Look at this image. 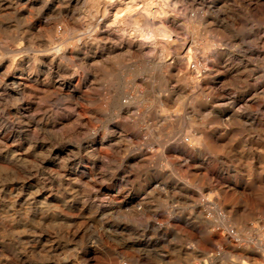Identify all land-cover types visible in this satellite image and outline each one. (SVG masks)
Segmentation results:
<instances>
[{
	"label": "rangeland",
	"instance_id": "obj_1",
	"mask_svg": "<svg viewBox=\"0 0 264 264\" xmlns=\"http://www.w3.org/2000/svg\"><path fill=\"white\" fill-rule=\"evenodd\" d=\"M92 1L0 0V264H264V94L255 93L264 87V20L242 0L215 1L229 17L248 20L230 49L251 51L250 68L226 84L239 91L240 106L258 98L249 106L262 127L242 118L238 133L223 130L213 107L227 95L216 87L198 94L199 114L147 130L114 100L121 91L136 97L124 85L133 66L152 74L146 61L107 44L95 49L93 38L81 47L68 41L60 57L49 52L73 27L84 29ZM186 31L179 37L188 47L213 40ZM109 98L110 111L96 120V103ZM161 110L157 101L148 114ZM137 121L147 130L141 139L126 126ZM193 130L214 136L193 140V151L176 149ZM144 152L145 163L136 154Z\"/></svg>",
	"mask_w": 264,
	"mask_h": 264
},
{
	"label": "bare ground",
	"instance_id": "obj_2",
	"mask_svg": "<svg viewBox=\"0 0 264 264\" xmlns=\"http://www.w3.org/2000/svg\"><path fill=\"white\" fill-rule=\"evenodd\" d=\"M215 1L218 0H93L91 3V9L95 12V15L90 21L88 20L89 23L84 29L80 30L79 28L73 27L69 37H60L58 43L55 41L49 46V52L52 51L51 55L54 54V57H60L62 56L61 53L66 51L65 44L68 41L71 40L76 42L78 47H81L85 40L93 38L96 42L95 49L100 50L103 45L107 44L110 48H114L113 50H115V48L119 49L120 53L128 59L146 61L148 63L147 67L152 71V74L143 75L147 71L133 66L131 69L134 77L130 81H126L124 85L125 88H133L134 91H136V97L134 96L133 98L129 93L121 91L118 98L116 97L117 99L114 100H116V104L126 110V112H135L137 114L135 117H137L139 121H142V123L144 122V124H146L147 130L153 125L163 126L170 121L185 118L187 115L199 114L204 109L205 102H202L198 94L211 92L216 87L223 94L225 93L227 95L226 99L221 98L214 101L216 102V105L213 107L214 110H216L215 112L219 115V118L224 122L223 130L226 132L238 130V133L240 131L239 125L242 121H240V119L242 118L243 122L244 118L246 120L243 123L245 125L250 122H256L258 126L262 127L263 125L260 123L261 119H259V115H253L252 108L249 106V102L251 100L254 101L257 97L247 99L249 98L246 97L247 94L245 96L244 105L240 106L237 97L239 91L234 89L228 90L226 84L229 80L236 82L238 78L241 77V68H250L251 56L249 55L252 53L251 51L249 52L248 49H245V51L240 52L243 53L242 56H236L230 49L236 44L235 36L238 35L237 31L240 32L241 30H245L244 28H246L245 26L246 23H248V20L235 16V14H231V17H229V13H227L226 10L221 11V8H216L217 3ZM242 1L247 6L249 12L256 11V13L261 16L260 20H264V5H259L261 0H258L259 6L254 5L253 0ZM122 13L124 16L126 14L125 18L123 17L124 20L126 19L124 21L125 23L120 22L122 18H119V21L117 20L118 14ZM185 29H188L192 35H200L204 32L211 35L213 40L201 47L199 42L194 39L188 47L179 37L180 32ZM259 33H261V31ZM55 39H57V37ZM17 52H20V50ZM48 54L49 53H47V55ZM258 57L264 59L263 54H259ZM38 58L40 57L35 56V59ZM198 59H200L203 65H198ZM18 64L17 59H13L11 67L15 68ZM102 70L105 72L107 71L105 68H102ZM243 75L245 76V74ZM155 78L159 79V86L154 85ZM155 80L157 81V79ZM143 86L148 87L150 91L157 93V95H155V101H150L145 98V94L141 92ZM247 88H251V85L247 84ZM260 89L261 92H257L256 90L255 93L264 94V87L259 88V90ZM228 91L229 93H227ZM101 100L102 99H100L96 103V107H94V118L96 120L110 111V108L106 104L109 103V105H111L114 103L110 98L108 101L104 99L105 102ZM157 101L162 105V110L160 112L157 111L158 113H156V116L152 117V115L150 116L148 114V111L155 106ZM152 120H155V122ZM80 121L81 120H77L75 124L79 125ZM139 121L135 124L126 123V126L129 128L138 130L136 131L137 139H141L143 137L142 133L147 131H143V129L139 128ZM180 121L182 122V120ZM247 135H250V133ZM106 136L107 134L103 135V140ZM209 136H214L211 130H193L189 132L187 139L182 142L180 141V143L175 141L174 144L176 149L180 148L193 151V140H198L201 144H205V141ZM103 140L101 141L100 146L105 145ZM204 150L207 149L204 148ZM185 152L186 151L183 153ZM136 154L144 163L151 159L149 152H144L140 155L138 153ZM95 156L97 158L102 157L99 149L96 150ZM209 170H211V168ZM218 178L221 179L220 177ZM258 255L260 254L258 253ZM114 261L112 260V262Z\"/></svg>",
	"mask_w": 264,
	"mask_h": 264
}]
</instances>
